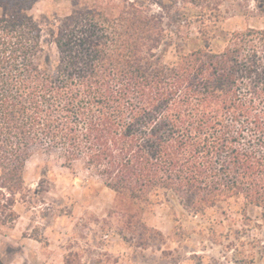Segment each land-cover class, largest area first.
<instances>
[{
  "label": "trees",
  "instance_id": "16d2710c",
  "mask_svg": "<svg viewBox=\"0 0 264 264\" xmlns=\"http://www.w3.org/2000/svg\"><path fill=\"white\" fill-rule=\"evenodd\" d=\"M37 1L0 0V225L39 153L96 175L127 228L156 206L264 223V30L224 33L202 0H71L44 37Z\"/></svg>",
  "mask_w": 264,
  "mask_h": 264
},
{
  "label": "rangeland",
  "instance_id": "374dc122",
  "mask_svg": "<svg viewBox=\"0 0 264 264\" xmlns=\"http://www.w3.org/2000/svg\"><path fill=\"white\" fill-rule=\"evenodd\" d=\"M202 1L209 2L204 9L212 12L210 24L217 16L216 26L224 33L264 30V0ZM72 10L71 0H38L31 14L46 37ZM198 28L199 22L194 23L192 32ZM212 47L219 50L222 44ZM173 56L169 49L165 60ZM24 178L27 199L14 208L18 219L0 225V264L22 255L23 239L48 245L49 258L69 254V264H264L263 212L258 208H247V219L241 206L227 204L208 209L206 217L177 213L173 218L169 209L156 206L127 228L116 195L81 166L69 170L54 156L34 154Z\"/></svg>",
  "mask_w": 264,
  "mask_h": 264
},
{
  "label": "crops",
  "instance_id": "0c3cea01",
  "mask_svg": "<svg viewBox=\"0 0 264 264\" xmlns=\"http://www.w3.org/2000/svg\"><path fill=\"white\" fill-rule=\"evenodd\" d=\"M19 246V251L22 250L20 252L22 255H16V257L10 260L7 264H69L67 262L69 254L66 256L56 254L53 258H49L48 253L45 252L48 249V245L43 246L38 240L23 239ZM30 248L35 252H29Z\"/></svg>",
  "mask_w": 264,
  "mask_h": 264
}]
</instances>
